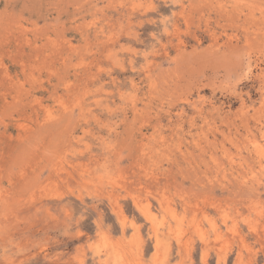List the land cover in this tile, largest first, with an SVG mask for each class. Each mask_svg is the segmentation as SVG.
I'll return each instance as SVG.
<instances>
[{"label":"rangeland","instance_id":"1","mask_svg":"<svg viewBox=\"0 0 264 264\" xmlns=\"http://www.w3.org/2000/svg\"><path fill=\"white\" fill-rule=\"evenodd\" d=\"M263 10L0 0V264H264Z\"/></svg>","mask_w":264,"mask_h":264},{"label":"bare ground","instance_id":"2","mask_svg":"<svg viewBox=\"0 0 264 264\" xmlns=\"http://www.w3.org/2000/svg\"><path fill=\"white\" fill-rule=\"evenodd\" d=\"M240 7H241V6H240ZM247 9H248V8H247ZM247 11H248V10H247ZM263 11H264V10H263ZM231 15H232V14H231ZM247 15H248V14H247ZM250 20H251V19H250ZM263 24H264V23H263ZM227 27H228V26H227ZM247 33H248V32H247ZM249 33H250V32H249ZM249 33H248V34H249ZM261 177H262V176H261Z\"/></svg>","mask_w":264,"mask_h":264}]
</instances>
